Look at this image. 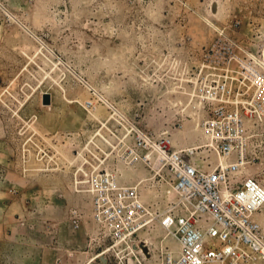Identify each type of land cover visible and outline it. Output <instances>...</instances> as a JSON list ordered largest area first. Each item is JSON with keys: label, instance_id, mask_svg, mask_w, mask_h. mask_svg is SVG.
I'll use <instances>...</instances> for the list:
<instances>
[{"label": "rangeland", "instance_id": "rangeland-1", "mask_svg": "<svg viewBox=\"0 0 264 264\" xmlns=\"http://www.w3.org/2000/svg\"><path fill=\"white\" fill-rule=\"evenodd\" d=\"M259 82L264 0H0V264H180L157 151L264 185Z\"/></svg>", "mask_w": 264, "mask_h": 264}, {"label": "built area", "instance_id": "built-area-1", "mask_svg": "<svg viewBox=\"0 0 264 264\" xmlns=\"http://www.w3.org/2000/svg\"><path fill=\"white\" fill-rule=\"evenodd\" d=\"M258 85L262 91L264 84ZM230 149L229 143L219 145L222 152ZM168 160L175 188L193 206L162 219L179 244L180 264H241L262 253L258 224L252 217L264 205V185L258 179L245 177L235 185L226 183L222 169L202 171L179 154Z\"/></svg>", "mask_w": 264, "mask_h": 264}, {"label": "bare ground", "instance_id": "bare-ground-1", "mask_svg": "<svg viewBox=\"0 0 264 264\" xmlns=\"http://www.w3.org/2000/svg\"><path fill=\"white\" fill-rule=\"evenodd\" d=\"M205 145H208V144H205ZM157 152H159L160 154H163L164 156H165V158L166 159H168L169 157L171 158V159H174L176 156H177V154L179 153V151H173L172 153H171V156L170 155H168V154H166L165 155V153L161 150V149H158V151ZM222 164H224V163H222ZM233 165H236V164H233ZM162 219L163 218H161L160 219V223H162ZM140 227H142V226H139V227H136V228H134V229H132L131 230V228H127V229H125L124 230V232L122 233V236L124 235V234H132V233H134L136 230H138ZM119 243H120V241H118ZM118 242L116 243V245L118 244ZM122 242V241H121ZM135 245H137L138 246V251L143 255V257L145 258V259H147V258H149L148 257V255H152V250H151V243L149 242V240H147V238H143V239H139V241L135 244ZM134 245V246H135ZM143 246H146L147 247V251H145L144 249H143ZM133 247V246H132ZM131 247V254H133V255H136L137 253H136V251H135V249L134 248H132ZM105 253V251H103L101 254H104ZM100 253L99 254H97V255H95L92 259H91V262L95 259V258H97L98 256H100L101 255ZM178 259V255H177V257H175V258H172V260H174V261H176ZM138 260V259H137Z\"/></svg>", "mask_w": 264, "mask_h": 264}, {"label": "water", "instance_id": "water-1", "mask_svg": "<svg viewBox=\"0 0 264 264\" xmlns=\"http://www.w3.org/2000/svg\"><path fill=\"white\" fill-rule=\"evenodd\" d=\"M143 249H144L145 251H147V247H146V246H143Z\"/></svg>", "mask_w": 264, "mask_h": 264}]
</instances>
